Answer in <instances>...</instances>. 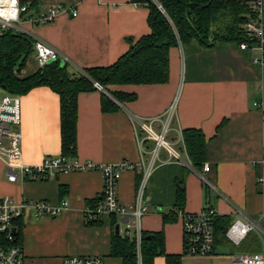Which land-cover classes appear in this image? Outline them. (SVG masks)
I'll use <instances>...</instances> for the list:
<instances>
[{
    "label": "crops",
    "instance_id": "0c3cea01",
    "mask_svg": "<svg viewBox=\"0 0 264 264\" xmlns=\"http://www.w3.org/2000/svg\"><path fill=\"white\" fill-rule=\"evenodd\" d=\"M20 1L33 3L21 24L28 36L55 47L81 70L111 66L128 51L126 39L136 40L150 33L148 10L130 0ZM50 9L56 10L53 22H28L31 17L46 15ZM72 10L77 13L75 17ZM255 57H259L258 51L242 50L235 43L204 48L190 41L170 48L166 84L109 87L113 92L135 95L132 102L113 101L117 109L103 112L101 91L77 95L76 152L70 158L95 165L128 162L135 166L139 149L127 113L143 119L160 117L178 94L175 125L181 130L200 131L204 136V163L210 167L204 174L206 179L223 197L258 221L263 230L250 233L237 247L216 236L209 256L183 255L180 220L166 224L162 221L163 216L176 210V181L184 182V212L198 213L211 207L217 211V218L232 220L233 210L187 169L176 163L161 165L152 173L145 189L147 213L141 227L146 233L162 231L165 253L180 255V264H231L235 254L264 255V66L253 64ZM38 68L33 51L19 76H30ZM4 94L0 89V98ZM18 96L25 163L36 164L45 156L60 155L58 95L42 86ZM254 103L260 107H254ZM154 127L158 129V124ZM145 146L150 147V143ZM160 157L166 158L164 151ZM138 176L137 170L121 174V204L133 203ZM101 189L102 178L97 171L11 184L0 164V197L43 200L52 206L63 200L68 202V209L57 218L34 217L31 213L22 217L20 245L25 259L32 264H61L66 256H96L103 264H122L121 259L110 254V219H104L100 226L85 224V204L98 197ZM153 264H165L164 257H156Z\"/></svg>",
    "mask_w": 264,
    "mask_h": 264
},
{
    "label": "built area",
    "instance_id": "2783aa9c",
    "mask_svg": "<svg viewBox=\"0 0 264 264\" xmlns=\"http://www.w3.org/2000/svg\"><path fill=\"white\" fill-rule=\"evenodd\" d=\"M162 10L161 6H158ZM250 16L243 25L247 35L255 44L249 47L242 43L240 49L256 50L259 57L253 58V64L264 66V4L263 0H253L249 5ZM28 12V5L20 0H0V34L12 31L18 34H27L22 28L23 16ZM77 13L72 10V16ZM56 10L50 9L46 15H38L28 19L32 25L48 24L54 21ZM34 54L38 67L45 66L49 61H57L61 65L73 68L75 73L86 76L84 70L75 67L65 55L47 42L32 38ZM94 87L106 93L102 87L94 83ZM177 97L174 98L165 113L160 117L143 119L134 114L127 113L133 128L139 149V162L130 165L121 162L118 165H95L90 161H81L63 155L45 156L39 163L28 164L23 160L21 131V101L18 95L5 93L0 98V164L3 166L6 181L11 184L26 181L54 179L61 174L92 172L101 174L102 189L100 201L95 207L85 205L84 220H104L114 217L121 228V235L134 245L137 264H141V243L143 230L141 222L147 213L144 201L145 189L152 173L161 165L176 163L198 177L203 184L214 190L216 194L225 199L233 210V218L224 232V239L230 245L237 247L250 233H262L258 221L247 215L242 209L235 206L213 187L205 175L210 167L204 163L201 169L195 168L189 160L184 148L181 129L175 125V112ZM112 100L115 101L113 98ZM254 107L259 108L258 103ZM158 124V129L154 127ZM173 135L170 137L169 135ZM150 147H146L147 143ZM164 151L165 159H161L160 152ZM139 171V181L135 189L134 201L130 205H123L118 200V182L124 171ZM264 170V162H263ZM262 181L261 178L258 180ZM68 209L67 201H60L57 206H52L43 200L16 201L12 197H0V264H32L23 254L21 246L9 245L14 241V222L22 219L24 214L31 213L34 217L45 216L57 218ZM217 211L205 207L198 213H186L176 210L175 218L179 219L182 226L183 254L185 256L204 257L213 253L215 246L214 220ZM124 228V229H123ZM14 231V233H13ZM61 264H103L100 257L96 256H66ZM231 264H264L262 253L235 254Z\"/></svg>",
    "mask_w": 264,
    "mask_h": 264
},
{
    "label": "trees",
    "instance_id": "16d2710c",
    "mask_svg": "<svg viewBox=\"0 0 264 264\" xmlns=\"http://www.w3.org/2000/svg\"><path fill=\"white\" fill-rule=\"evenodd\" d=\"M253 0H130L148 10V35L139 39H126L129 48L109 67L85 69L86 76L69 72L67 66L54 61L39 67L27 77H20L28 57L33 53L34 42L26 34L12 31L0 34V89L7 94L25 95L37 87H48L59 97L60 151L61 155L73 157L76 152L77 95L96 91L99 84L111 98L120 104L132 102L135 95L110 91L112 85H156L169 80V50L172 47L196 41L204 48L217 44L242 43L252 47L255 42L243 25L251 14L249 5ZM28 10L33 7L29 3ZM161 6L163 12L159 10ZM102 92V91H101ZM104 92L101 94V110L117 109L115 103ZM185 151L192 165L201 169L205 159L206 140L200 131H181ZM139 181V176L137 178ZM136 183V186H137ZM176 210L184 203V182L176 181ZM100 197L88 200L85 205L96 206ZM175 211L162 218L163 224L175 221ZM229 218H215L214 234L224 238L231 223ZM103 220L85 221L87 226H100ZM117 222L110 218L112 228L111 256L121 259L122 264H137L134 245L120 234L115 235ZM13 243L20 245L22 219L14 222ZM184 255V254H183ZM164 257L165 264H180V255H168L164 251L163 232H143L141 264H153L156 257Z\"/></svg>",
    "mask_w": 264,
    "mask_h": 264
},
{
    "label": "water",
    "instance_id": "95a60500",
    "mask_svg": "<svg viewBox=\"0 0 264 264\" xmlns=\"http://www.w3.org/2000/svg\"><path fill=\"white\" fill-rule=\"evenodd\" d=\"M50 63H52V61H49L47 64H50ZM13 233H14V231H13ZM114 233H115V235L119 234V226L118 225L115 226Z\"/></svg>",
    "mask_w": 264,
    "mask_h": 264
},
{
    "label": "snow or ice",
    "instance_id": "6c2138e0",
    "mask_svg": "<svg viewBox=\"0 0 264 264\" xmlns=\"http://www.w3.org/2000/svg\"><path fill=\"white\" fill-rule=\"evenodd\" d=\"M13 2H15V0H13Z\"/></svg>",
    "mask_w": 264,
    "mask_h": 264
},
{
    "label": "rangeland",
    "instance_id": "374dc122",
    "mask_svg": "<svg viewBox=\"0 0 264 264\" xmlns=\"http://www.w3.org/2000/svg\"><path fill=\"white\" fill-rule=\"evenodd\" d=\"M124 229V228H123Z\"/></svg>",
    "mask_w": 264,
    "mask_h": 264
}]
</instances>
